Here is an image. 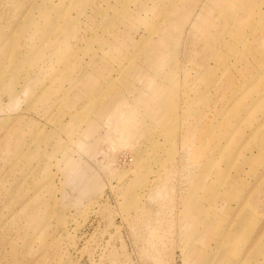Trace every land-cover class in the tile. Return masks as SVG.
Wrapping results in <instances>:
<instances>
[{
	"label": "rangeland",
	"instance_id": "obj_1",
	"mask_svg": "<svg viewBox=\"0 0 264 264\" xmlns=\"http://www.w3.org/2000/svg\"><path fill=\"white\" fill-rule=\"evenodd\" d=\"M0 264H264V0H0Z\"/></svg>",
	"mask_w": 264,
	"mask_h": 264
},
{
	"label": "crops",
	"instance_id": "obj_2",
	"mask_svg": "<svg viewBox=\"0 0 264 264\" xmlns=\"http://www.w3.org/2000/svg\"><path fill=\"white\" fill-rule=\"evenodd\" d=\"M260 120H262V118H261V116H258L257 118H255V121H260ZM243 136V135H242ZM237 138H239V137H237ZM243 138H244V136H243ZM240 139V138H239ZM241 141H242V139H240ZM240 141V142H241ZM246 141H244V139H243V141L239 144V146H243V144L245 143ZM238 146V148L235 150V151H237L240 147Z\"/></svg>",
	"mask_w": 264,
	"mask_h": 264
},
{
	"label": "bare ground",
	"instance_id": "obj_3",
	"mask_svg": "<svg viewBox=\"0 0 264 264\" xmlns=\"http://www.w3.org/2000/svg\"><path fill=\"white\" fill-rule=\"evenodd\" d=\"M198 18V17H197ZM199 19V18H198ZM205 51H208V50H205Z\"/></svg>",
	"mask_w": 264,
	"mask_h": 264
}]
</instances>
